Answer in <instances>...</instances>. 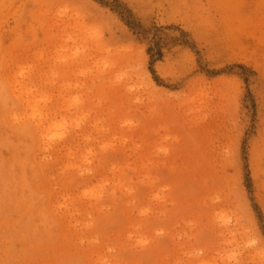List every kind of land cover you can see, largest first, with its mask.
<instances>
[{
	"label": "rangeland",
	"instance_id": "374dc122",
	"mask_svg": "<svg viewBox=\"0 0 264 264\" xmlns=\"http://www.w3.org/2000/svg\"><path fill=\"white\" fill-rule=\"evenodd\" d=\"M261 81L264 0H0V264H264Z\"/></svg>",
	"mask_w": 264,
	"mask_h": 264
},
{
	"label": "snow or ice",
	"instance_id": "6c2138e0",
	"mask_svg": "<svg viewBox=\"0 0 264 264\" xmlns=\"http://www.w3.org/2000/svg\"><path fill=\"white\" fill-rule=\"evenodd\" d=\"M157 58L159 59L160 57L158 56ZM147 66H148L149 69H151V63H149ZM221 71H223V69H221ZM194 74H195V70L189 71V72L187 73V75H186L185 77H183V79H187L189 76H192V75H194ZM157 75H158V73L153 72V74H152V78L155 79V77H156ZM161 79H163V78H161ZM156 82L159 83L160 81L157 80ZM261 85H264V81H261Z\"/></svg>",
	"mask_w": 264,
	"mask_h": 264
},
{
	"label": "bare ground",
	"instance_id": "6f19581e",
	"mask_svg": "<svg viewBox=\"0 0 264 264\" xmlns=\"http://www.w3.org/2000/svg\"><path fill=\"white\" fill-rule=\"evenodd\" d=\"M212 175H214L215 177H216V173L214 172V173H212Z\"/></svg>",
	"mask_w": 264,
	"mask_h": 264
}]
</instances>
